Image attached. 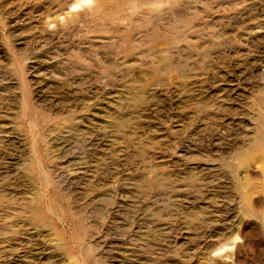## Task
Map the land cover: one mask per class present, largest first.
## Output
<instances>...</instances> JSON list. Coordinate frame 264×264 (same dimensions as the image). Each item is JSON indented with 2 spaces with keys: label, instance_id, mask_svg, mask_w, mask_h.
Wrapping results in <instances>:
<instances>
[{
  "label": "rangeland",
  "instance_id": "374dc122",
  "mask_svg": "<svg viewBox=\"0 0 264 264\" xmlns=\"http://www.w3.org/2000/svg\"><path fill=\"white\" fill-rule=\"evenodd\" d=\"M0 264H264V0H0Z\"/></svg>",
  "mask_w": 264,
  "mask_h": 264
}]
</instances>
